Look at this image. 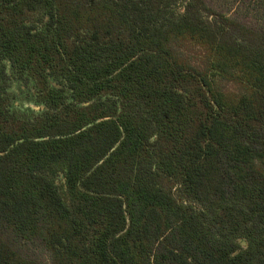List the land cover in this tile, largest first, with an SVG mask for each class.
<instances>
[{
    "label": "trees",
    "instance_id": "trees-1",
    "mask_svg": "<svg viewBox=\"0 0 264 264\" xmlns=\"http://www.w3.org/2000/svg\"><path fill=\"white\" fill-rule=\"evenodd\" d=\"M40 255L264 264V0H0V264Z\"/></svg>",
    "mask_w": 264,
    "mask_h": 264
},
{
    "label": "rangeland",
    "instance_id": "rangeland-1",
    "mask_svg": "<svg viewBox=\"0 0 264 264\" xmlns=\"http://www.w3.org/2000/svg\"><path fill=\"white\" fill-rule=\"evenodd\" d=\"M181 50L185 54V56L189 57V59L193 62V64L201 63L200 60L202 57V53L200 52L198 48H194L189 45H183L181 47ZM217 86L222 91H227V92H237L238 91V87L235 84L231 82H227V81H218ZM40 256L44 264H50L46 256H43V255H40Z\"/></svg>",
    "mask_w": 264,
    "mask_h": 264
}]
</instances>
